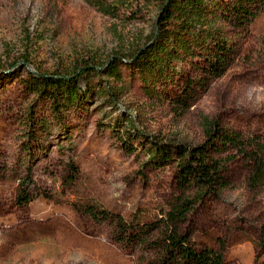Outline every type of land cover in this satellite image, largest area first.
<instances>
[{
  "label": "rangeland",
  "instance_id": "374dc122",
  "mask_svg": "<svg viewBox=\"0 0 264 264\" xmlns=\"http://www.w3.org/2000/svg\"><path fill=\"white\" fill-rule=\"evenodd\" d=\"M161 2L132 0L111 18L87 0H0V153L19 155L25 111L38 105L39 116L44 108L21 88L28 73L64 75L88 66L96 75L92 86L122 90L117 106L92 96L83 112L61 115L66 130L52 125L33 167L46 197L17 206V183L0 181V264H146L162 252L163 208L176 194V168L142 170L140 149L126 154L110 128L122 114L163 141L203 143L207 117L264 145V12L234 40L238 54L225 74L178 116L166 101L151 103L125 65L153 31ZM113 57L121 58L118 82L103 70ZM71 156L77 173L65 188L63 164ZM249 171L241 158L227 164L231 187L198 205L182 226L231 264H264L255 248L264 231V186L249 189ZM96 212L107 219L95 218ZM128 225L142 235L129 249L114 237Z\"/></svg>",
  "mask_w": 264,
  "mask_h": 264
},
{
  "label": "trees",
  "instance_id": "16d2710c",
  "mask_svg": "<svg viewBox=\"0 0 264 264\" xmlns=\"http://www.w3.org/2000/svg\"><path fill=\"white\" fill-rule=\"evenodd\" d=\"M132 0H87L104 16L118 17ZM145 1V0H144ZM264 12V0H162L153 31L144 44L130 52L125 65L137 76L141 89L151 102L166 101L173 113L182 116L208 85L222 77L238 54V42L246 36L253 20ZM121 58L113 57L103 68L115 82L121 80ZM93 68L85 66L69 74L28 73L20 81L21 88L44 108L38 116L35 107L25 111L19 155L6 157L0 153V181L17 183L14 202L26 206L33 199L46 197L34 180L33 167L41 161L45 135L52 125L66 130L62 114L83 112L92 96H98L110 106H117L121 89L91 85ZM84 82V89L80 81ZM48 115V116H47ZM110 125L126 154L136 150L146 157L141 169L160 168L174 164L176 194L163 208L164 241L162 252L146 264H231L223 255L199 245L182 226L198 205L207 199H217L231 187L225 176L226 166L236 158L250 165L247 187L256 190L264 186V145L256 138L242 139L238 132L223 127L217 121L202 118L203 143L191 146L160 140L135 127L131 115L122 114ZM115 128V129H114ZM66 135V133H65ZM4 155V156H3ZM62 185L70 188L77 173L71 157L64 162ZM106 220L105 213H94ZM135 226L119 228L114 237L123 247L142 235ZM138 231V233H140ZM256 259L264 255V231L257 242Z\"/></svg>",
  "mask_w": 264,
  "mask_h": 264
}]
</instances>
